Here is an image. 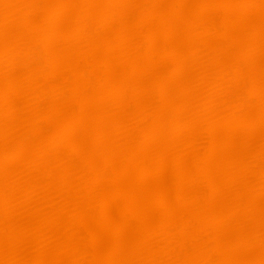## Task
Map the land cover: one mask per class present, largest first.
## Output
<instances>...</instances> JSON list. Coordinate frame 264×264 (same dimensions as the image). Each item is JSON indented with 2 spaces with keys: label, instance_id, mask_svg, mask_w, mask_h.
<instances>
[{
  "label": "bare ground",
  "instance_id": "bare-ground-1",
  "mask_svg": "<svg viewBox=\"0 0 264 264\" xmlns=\"http://www.w3.org/2000/svg\"><path fill=\"white\" fill-rule=\"evenodd\" d=\"M0 264H264V0H0Z\"/></svg>",
  "mask_w": 264,
  "mask_h": 264
}]
</instances>
